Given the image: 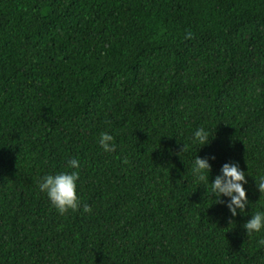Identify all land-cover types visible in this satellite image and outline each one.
I'll return each instance as SVG.
<instances>
[{"label":"trees","instance_id":"1","mask_svg":"<svg viewBox=\"0 0 264 264\" xmlns=\"http://www.w3.org/2000/svg\"><path fill=\"white\" fill-rule=\"evenodd\" d=\"M197 155L247 174L244 215ZM72 158L90 214L38 188ZM262 175L264 0H0V264H264Z\"/></svg>","mask_w":264,"mask_h":264},{"label":"clouds","instance_id":"2","mask_svg":"<svg viewBox=\"0 0 264 264\" xmlns=\"http://www.w3.org/2000/svg\"><path fill=\"white\" fill-rule=\"evenodd\" d=\"M213 138L210 132L201 126L194 131L191 143L201 146L200 150L204 146L210 145ZM98 144L104 153L110 154L116 151L115 137L107 131L100 134ZM210 159L214 160L215 157L200 158L197 155L194 158L191 167L194 180L206 185V190L211 194L214 204H223L232 217H236L238 212L244 215L246 206H250L244 187L247 184V174L240 169L237 163H225L220 170V174L215 177L214 181L210 182ZM80 166L79 159L72 158L67 161V168L72 171L49 173L44 175L38 182L39 191L46 195L51 206L61 215L68 213L70 210H80L82 213L89 214L92 212V208L88 204L81 205L77 193ZM255 181L261 197L264 196V175ZM250 216L251 218L243 224L246 235L252 236L253 234L264 233V210H256ZM258 244L264 246V238L259 239Z\"/></svg>","mask_w":264,"mask_h":264}]
</instances>
